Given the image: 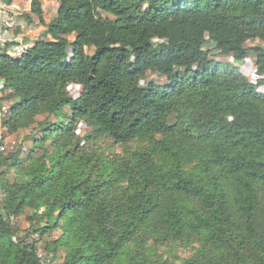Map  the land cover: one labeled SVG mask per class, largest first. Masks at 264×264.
<instances>
[{
  "label": "trees",
  "instance_id": "16d2710c",
  "mask_svg": "<svg viewBox=\"0 0 264 264\" xmlns=\"http://www.w3.org/2000/svg\"><path fill=\"white\" fill-rule=\"evenodd\" d=\"M51 1L49 22L30 3L39 41L0 48L17 99L1 124L27 132L0 152V264H42L9 223L26 210L39 239L61 233L43 247L53 264H172L168 245L192 246L180 264H264V51L246 47L264 44V0ZM218 57H252L263 79Z\"/></svg>",
  "mask_w": 264,
  "mask_h": 264
},
{
  "label": "rangeland",
  "instance_id": "374dc122",
  "mask_svg": "<svg viewBox=\"0 0 264 264\" xmlns=\"http://www.w3.org/2000/svg\"><path fill=\"white\" fill-rule=\"evenodd\" d=\"M30 3L31 0L17 1V6L15 7L17 9L18 16L14 17L13 19L14 27L12 28L10 34L19 42L33 46L34 43H36L42 38V34L45 31V28L39 24L37 17L30 13ZM40 3L43 18L46 22H49L56 16L58 4L57 2L51 0H40ZM68 40L70 42H73V37H69ZM246 47H258L263 49L264 51V44L257 40L248 42ZM67 52L68 56L70 57L72 52L71 49H68ZM85 52L87 55L91 56L93 55L94 50L86 49ZM216 61L236 67L253 85H256L257 81L260 79L256 75L255 62L252 57L240 62H235L232 58L229 57H218L216 58ZM146 81L153 82L158 85L165 84V80L163 78L158 77L156 74L150 73L147 74ZM140 84L143 85L144 81H141ZM67 90L74 99H77L80 95V88H78L77 86H70ZM256 91L260 94H264V86H258ZM9 94L10 93L8 91L2 93V91L0 90V118L1 108L3 105L7 104L9 105V107H11L14 103L17 102V99L15 98L12 100L9 97ZM86 132H88V129L85 124L82 122L78 123L75 135H77V137H82L86 134ZM26 134L27 132H20L18 134L10 135L7 133L6 128H4L2 124H0V135H2L0 139V152L3 153V155L5 156V154L16 150L18 144L24 142L23 139ZM97 146L100 148V151H102L105 155H107L109 151H113L115 153L120 152L119 147L113 145L109 141H100L94 146V148H96ZM9 178V175L6 176V179ZM3 198L4 194L0 191V211L4 218L7 219L2 208ZM31 214L32 213L29 210H26L23 214L19 215L18 217L10 216L9 223L11 226H14L19 229L18 237H25V235H28V241H31L32 239L38 241L37 246L39 249H37L36 257L40 263L53 264V262H51V257L46 254V252L43 250V247L50 245L54 241H56L61 235V233L58 230H55L49 234L47 233L46 235H44L43 238L39 239L38 234H32L33 230L30 228L31 224L28 218L31 216ZM191 248L192 246L184 247L180 245H168L158 247L156 253L161 256L164 260H169V262H171L172 264H180L181 260H184L191 255Z\"/></svg>",
  "mask_w": 264,
  "mask_h": 264
},
{
  "label": "built area",
  "instance_id": "2783aa9c",
  "mask_svg": "<svg viewBox=\"0 0 264 264\" xmlns=\"http://www.w3.org/2000/svg\"><path fill=\"white\" fill-rule=\"evenodd\" d=\"M40 1V0H39ZM50 1V0H48ZM17 9L14 5H5L2 0H0V48L8 46L7 54L12 58L21 57L29 48L30 45L23 44L19 42L16 38L11 36L10 32L14 27L13 19L17 17ZM259 77V76H258ZM261 78V77H259ZM0 90H3V85L0 83ZM11 107L9 105H3L1 108V118H4ZM2 135H0L1 139ZM15 241V239L13 240Z\"/></svg>",
  "mask_w": 264,
  "mask_h": 264
},
{
  "label": "crops",
  "instance_id": "0c3cea01",
  "mask_svg": "<svg viewBox=\"0 0 264 264\" xmlns=\"http://www.w3.org/2000/svg\"><path fill=\"white\" fill-rule=\"evenodd\" d=\"M17 1H20V0H14L12 5L17 6Z\"/></svg>",
  "mask_w": 264,
  "mask_h": 264
},
{
  "label": "clouds",
  "instance_id": "9594fccd",
  "mask_svg": "<svg viewBox=\"0 0 264 264\" xmlns=\"http://www.w3.org/2000/svg\"><path fill=\"white\" fill-rule=\"evenodd\" d=\"M260 79H263V77H261ZM78 87V86H77ZM79 88V87H78Z\"/></svg>",
  "mask_w": 264,
  "mask_h": 264
}]
</instances>
